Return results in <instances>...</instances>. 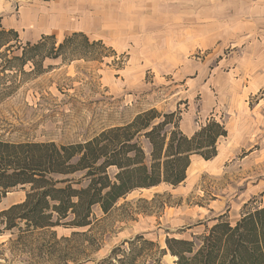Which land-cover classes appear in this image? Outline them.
<instances>
[{"label": "rangeland", "instance_id": "rangeland-1", "mask_svg": "<svg viewBox=\"0 0 264 264\" xmlns=\"http://www.w3.org/2000/svg\"><path fill=\"white\" fill-rule=\"evenodd\" d=\"M0 17L19 33L4 59L43 35L56 47L74 32L103 43L44 58L38 74L32 61L0 73L4 140L86 141L153 107L179 113L188 136L210 118L227 128L217 155L192 156L178 186L136 188L109 212L96 205L87 227L0 232V264H99L137 235L165 248L168 235L193 239L221 215L234 224L264 205V0H0ZM26 192L11 188L0 211Z\"/></svg>", "mask_w": 264, "mask_h": 264}, {"label": "trees", "instance_id": "trees-1", "mask_svg": "<svg viewBox=\"0 0 264 264\" xmlns=\"http://www.w3.org/2000/svg\"><path fill=\"white\" fill-rule=\"evenodd\" d=\"M1 20L0 73L32 61L38 74L44 71V58L84 57L90 48L103 46L101 40L90 42L84 32L68 35L57 47L54 34L43 35L36 43L27 41L22 56L4 59L2 47H11L19 33L2 27ZM84 46L88 49L79 48ZM179 120V113L153 107L131 121L71 144L15 142L0 136V201L13 187L27 190L24 201L0 211V232L21 224L26 230L58 225L87 227L93 223L96 205L109 212L136 188L180 185L192 156L199 154L208 160L217 155L218 142L227 135V128L210 118L188 136ZM128 245L117 246L99 264H163L167 254L176 257V264H264V205L248 206L234 224L221 215L193 239L168 235L165 248L143 234L129 240ZM151 252L148 263L143 256Z\"/></svg>", "mask_w": 264, "mask_h": 264}, {"label": "crops", "instance_id": "crops-1", "mask_svg": "<svg viewBox=\"0 0 264 264\" xmlns=\"http://www.w3.org/2000/svg\"><path fill=\"white\" fill-rule=\"evenodd\" d=\"M93 22V21H92Z\"/></svg>", "mask_w": 264, "mask_h": 264}]
</instances>
